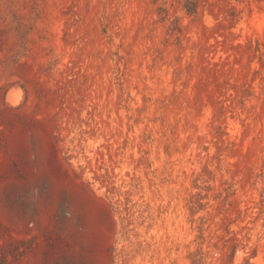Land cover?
Segmentation results:
<instances>
[{"label": "rangeland", "instance_id": "374dc122", "mask_svg": "<svg viewBox=\"0 0 264 264\" xmlns=\"http://www.w3.org/2000/svg\"><path fill=\"white\" fill-rule=\"evenodd\" d=\"M0 264H264V0H0Z\"/></svg>", "mask_w": 264, "mask_h": 264}, {"label": "bare ground", "instance_id": "6f19581e", "mask_svg": "<svg viewBox=\"0 0 264 264\" xmlns=\"http://www.w3.org/2000/svg\"><path fill=\"white\" fill-rule=\"evenodd\" d=\"M88 216H89L90 222H91V223H94V222H95V217H94V215L91 214V213L88 211Z\"/></svg>", "mask_w": 264, "mask_h": 264}]
</instances>
